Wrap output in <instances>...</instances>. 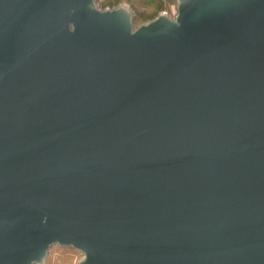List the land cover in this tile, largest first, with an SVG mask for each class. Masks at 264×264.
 I'll list each match as a JSON object with an SVG mask.
<instances>
[{
  "label": "water",
  "instance_id": "1",
  "mask_svg": "<svg viewBox=\"0 0 264 264\" xmlns=\"http://www.w3.org/2000/svg\"><path fill=\"white\" fill-rule=\"evenodd\" d=\"M264 264V0H0V264Z\"/></svg>",
  "mask_w": 264,
  "mask_h": 264
},
{
  "label": "rangeland",
  "instance_id": "2",
  "mask_svg": "<svg viewBox=\"0 0 264 264\" xmlns=\"http://www.w3.org/2000/svg\"><path fill=\"white\" fill-rule=\"evenodd\" d=\"M131 1H133L134 5ZM96 3L102 9L112 8L121 3L129 5L134 13V18L135 15L137 18L138 24H135V26L148 22L161 12H166L170 16L176 13V0H166L164 3L160 2V0H96ZM160 4H162L161 10L157 8ZM152 13L155 14V16L148 19L146 16ZM78 259H81L80 252L72 248H62L54 245L50 247L43 264H77Z\"/></svg>",
  "mask_w": 264,
  "mask_h": 264
},
{
  "label": "trees",
  "instance_id": "3",
  "mask_svg": "<svg viewBox=\"0 0 264 264\" xmlns=\"http://www.w3.org/2000/svg\"><path fill=\"white\" fill-rule=\"evenodd\" d=\"M165 1H166V0H160V2H163V3H164ZM131 3L133 4V1H131ZM132 4H131V5H132ZM133 5H134V4H133ZM157 8H159V10H161V8H162V4H160ZM155 12H156V11H155ZM154 16H155V14L152 13L151 15H148V16H146V17H148V19H151V18H153ZM135 24H138V23H137L136 15H135V18H134V25H135Z\"/></svg>",
  "mask_w": 264,
  "mask_h": 264
}]
</instances>
